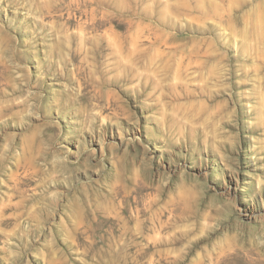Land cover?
<instances>
[{
  "label": "rangeland",
  "instance_id": "rangeland-1",
  "mask_svg": "<svg viewBox=\"0 0 264 264\" xmlns=\"http://www.w3.org/2000/svg\"><path fill=\"white\" fill-rule=\"evenodd\" d=\"M0 264H264V0H0Z\"/></svg>",
  "mask_w": 264,
  "mask_h": 264
}]
</instances>
